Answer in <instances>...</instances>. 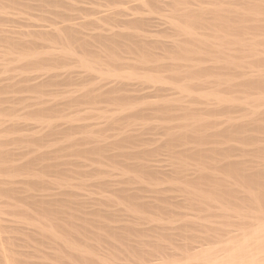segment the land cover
I'll return each mask as SVG.
<instances>
[{
	"label": "rangeland",
	"instance_id": "1",
	"mask_svg": "<svg viewBox=\"0 0 264 264\" xmlns=\"http://www.w3.org/2000/svg\"><path fill=\"white\" fill-rule=\"evenodd\" d=\"M263 17L261 16V18ZM259 23H257L259 29L246 30V33L250 32V35L245 37H254L251 34L256 35L255 31L257 34L261 33L262 36H258L260 39L255 37V41L260 44L258 48L264 52V21H261L263 26ZM162 41L163 43L164 41L168 42L158 40L160 43ZM181 41L188 43L187 40ZM121 52H118L120 55L118 58L123 63L126 61V64L129 61L126 66L129 68L131 66L136 73L137 68L141 70V68L150 67V70H156L155 67L158 66L156 64L161 65L162 63L165 66L169 62L157 50H154L155 56L152 55L157 60L150 56L148 57L150 59L146 58L143 62H140L133 53ZM210 55L207 57L203 54V59L200 58L201 56H196L198 57L196 60L200 58L199 64L202 62L203 66L200 67H204L205 70L196 72L197 74L192 77L186 76L187 74H184L182 70L175 71L169 67L160 69V72L161 70L163 72L159 73H164L160 76L170 84H156L157 88L160 87L158 90L154 84L144 79L133 80V84L129 82L132 86L137 82V85L134 86L136 90L132 86L131 88L138 91L136 93L130 89V92H127L130 96H134V101L128 102L126 105L123 103L117 105L115 102L108 103L104 97L97 99L95 104L85 105L87 103L84 102L82 105V102H74L76 97L85 93L88 87H85L86 90L82 87L46 89L42 92L44 95L34 93L42 94V97L36 95L33 97L32 93L29 96L31 101L27 96L30 93H25V100L24 96L22 97L24 93H19L21 96L15 95L17 103L15 101H12L15 104L10 101L1 103L0 124L4 125L0 126L2 135H0V150L2 149L1 153L5 154V158L0 156V182L4 184L8 182L6 186L12 187L15 193L12 196L0 195V217H4L3 220H7V218H10L9 220L11 218L12 220L21 219V222L24 220L28 224L31 223L30 225L34 222L32 219L36 217L37 222H39V218L42 223L49 226L45 230L48 234H40L41 236L36 233L33 235L32 232L27 234L25 231L15 233L12 229H9L10 232L8 229L4 230V235L5 233L6 236L11 235L9 237L15 240L12 242L15 246L12 245V247H14V251L16 249L15 252L19 256L16 254L15 257L21 264L22 262L23 264L181 263L188 256L198 252L199 249H209L214 255L225 256L233 247L232 244L223 245V242L243 241L258 226H264V185L262 184L264 177L261 176H264V172H262L264 171V130L258 129L264 127V99L258 103L233 102L231 104L233 109L229 112L220 108L225 103L219 102L214 96L200 97L197 94L212 90L222 97L225 95L227 97L230 94L228 98L264 97V89L243 87L244 83L254 79L253 77L256 76L254 73L257 74V70H261L260 65L264 67V64L259 65L255 62L258 58H263L264 54H261L262 57L258 55V58L256 56L245 58L248 61L245 60V62L252 66L250 65L251 67L248 66V68L244 63L243 69H239L244 74L239 70L236 71L234 67L224 70V64H221L220 60L217 61L218 54L213 53L211 57ZM213 55H217L218 58L212 57ZM93 56L90 59L92 58L96 64L102 61L101 64H98L100 66L104 61L106 63L109 60L108 55L104 52ZM130 57L131 60H127ZM135 57L138 60H135ZM201 59L206 61L204 64L207 66ZM108 62L106 65L110 67ZM105 63L102 67H106ZM214 63L218 64L214 65ZM219 64L223 68L218 67ZM211 65H214V70ZM209 66H211V70ZM263 67H261L262 70H264ZM208 69L209 71H207ZM139 70V73H143L142 70ZM228 70L232 72L229 74ZM195 77L197 78L195 79ZM188 78L194 79L195 82L189 83ZM181 84H191L192 86H189L191 92H181V95H178L173 90L174 93H167L171 91L169 88L173 85ZM148 87L152 90L156 89L158 92L153 90L156 91L153 93L152 90L149 91ZM139 88H142V94L139 92ZM144 88L148 89L150 93ZM18 99L19 101H17ZM69 100L72 101L71 104H69ZM137 113L138 115H136ZM4 115L9 117H3ZM199 118L206 120L208 124L205 131L209 135L203 142L189 139L183 141L184 138H180V140L177 139L178 142L174 140L172 143H168L172 138L171 133H179L184 124L192 123ZM234 121L247 125L244 135L250 136L251 141L250 139H248L249 141L243 140V142L242 139L228 140L216 135L217 130L233 124ZM23 124H27L26 127ZM214 133L215 136H213ZM126 134L136 137L133 136L135 139L129 142L123 141V136ZM199 151L203 154L193 155ZM136 153L140 155H136ZM31 162L33 164H30ZM28 163L31 167L26 165ZM140 163L144 168H149L151 172L147 171L146 173L142 169L133 168V165ZM151 165L160 169H152ZM229 165L232 167L230 170H228ZM45 166H51L50 170H45ZM245 168H247V172ZM239 170L241 173L248 174L254 170L255 173L261 170L258 171L259 174L261 173V177L258 176L261 179L257 180L260 182L254 184L246 182L238 172ZM249 171L251 172L249 173ZM205 173L220 178H217L219 179L217 184L222 185H218L216 199L192 200L186 191L195 189L207 193L211 189L208 188L212 184L209 185L204 180V183L200 184V181L199 184L197 183V177ZM261 180H263L262 183ZM257 184H262L263 187ZM208 185L209 187H207ZM189 188L191 189L189 190ZM258 193L262 194V197H257ZM18 195L21 197L18 198ZM27 195L33 197L43 195L45 202L48 201L54 205L52 207L55 213L52 211L48 215L36 209L33 211L34 207L29 208L32 199L28 198V202H25ZM40 196L38 197L42 198ZM17 205L27 209L29 211L27 214L31 215L30 218L26 214L27 216L22 215V220L21 214L17 211L19 207H15ZM49 207L51 208V206ZM2 224L4 225V223ZM49 228L52 230L48 231ZM53 235H57L58 239L56 237L55 239ZM16 237H18V242ZM33 237L36 238L34 241L41 239L43 247L40 246L39 240L34 244L33 239L35 238ZM22 240L28 241L27 243L34 247H28L29 244ZM259 240H262V243L255 248L264 257V237ZM25 245L28 248L26 250ZM84 257L91 259L92 262ZM238 257H243V253H239Z\"/></svg>",
	"mask_w": 264,
	"mask_h": 264
},
{
	"label": "bare ground",
	"instance_id": "2",
	"mask_svg": "<svg viewBox=\"0 0 264 264\" xmlns=\"http://www.w3.org/2000/svg\"><path fill=\"white\" fill-rule=\"evenodd\" d=\"M261 16H264V0H0V105L3 102L8 103L9 101L12 104H15L16 102L15 95L16 94L19 95V93H24V95L22 94V97L24 96L23 97L24 100L26 98L25 93L27 94L30 93V95H27L28 100H30L29 96H31L32 93L33 94L42 93L46 89H54V88H59V87L60 88L61 87L63 88L73 87L71 89H74L76 87H82V88L88 87L87 90L86 88L84 89L86 90V92L83 93L82 95L80 94L81 96L76 97V100L74 101V102L76 101L82 102V105L84 104V102L87 103L85 105H88V103H94L100 97L102 98L104 97L108 103L112 102L113 104V102H115L117 103V105L118 103H123L126 105L128 102L134 101L133 100L134 96L132 95L130 96L127 93V92H130L129 91L130 89L133 90V88H131L133 84L132 83L133 80L138 81L137 79H144L154 84L155 88H157L156 84H159V83L170 84V83H167V81L162 76H160L164 74V73L160 74L161 72H163L162 70L160 72V69H163V68L166 69L165 67H169L170 69L175 70V71L182 70L184 71L183 72L184 74H187L186 76L189 75L192 77V75L194 76L197 74L196 72H203L205 70L204 67L203 68L200 67L202 65L201 61H200L201 64H199L200 58L203 59L202 57L203 54L206 55L207 57L209 54L211 55L213 53L218 54L219 58L216 57L217 55L216 56L213 55L212 57H215L216 59L218 58L217 61L220 60L221 64L222 63L224 64V70H227V68L234 67L235 70L238 71L240 68L243 67L244 63L247 65V67L251 65L245 62V60L247 61V59L245 58H247L248 56L257 57L258 55L261 56V54H264V52L260 50L261 48H258L260 47L259 46L260 44H258L255 41V37H258L261 34L259 31L258 33L260 34H257V32L255 31L256 35L251 32L252 33L251 36H254L252 37L254 39H252L251 37L246 38L250 35V32L246 33L247 32L246 30L259 29L258 28L259 25L257 24L259 22H260L259 24L263 26L261 24V21L262 22L264 21V17L261 18ZM248 31H252V30H248ZM152 40H155V41H152ZM158 40H166L168 42L164 41L163 43L162 41V43H160L158 42ZM181 40H187L188 43H185V41L182 42ZM154 50L161 52L162 53L161 55H163V57H166V59L169 60V62H167L168 65L166 64L164 66L161 62H159L161 63V65L156 64L158 65L157 67H155L156 70L155 69L150 70V67L147 68L148 70L141 68L143 73H139L138 72L139 69L137 68L136 70L137 73H136L135 71H133V69L130 66L132 63L129 65L130 68L132 69L131 70L129 67H127L128 66L127 64L129 63V61L126 64V61L125 63H123L121 62V59L118 58V56H120L118 55V52L125 51V54L126 52H129L130 54L131 53L135 54L138 57L139 61L143 62L146 58L150 56L153 57L152 56L153 54L155 56L156 53H154ZM263 51H264V48H263ZM101 52H104L105 54L108 55L109 60H107V62L110 61L108 62L110 64V67L109 66L107 67L106 65L107 62L105 63V61L103 63H105L104 65H106V67L105 66L102 67L103 63L101 66L98 65V64H101L102 61L96 64L95 62L92 61V58L90 59L92 55L95 56V54H99ZM196 56H201V57L199 58V60H196L198 59V57ZM137 57H135L134 59L136 60ZM207 57H206V61L208 60ZM153 58L157 60V58L155 57ZM127 60H131V57L130 59L128 58ZM206 61H203V64L204 63L206 64ZM210 61L211 59L209 60V62ZM255 62L259 65L264 64V56L263 58H258V60H256ZM133 63H136V62H133ZM217 64L218 63L216 64L214 63V65H217ZM214 65H211V66L213 67ZM211 66H209V68ZM142 67L144 68V65ZM218 67L223 68V66L220 64ZM261 67H263V65L262 66L260 65L259 68L261 70H257V74L256 72L254 73L256 75L255 77H253L254 79L244 83L243 87L256 88V89L258 88L259 90L264 89V70H262ZM214 68L215 67H213V69L210 68V70L211 69L214 70ZM128 69L130 70L128 71ZM252 69H255V68H252ZM207 71H209V69ZM240 71L241 70H239V72ZM230 72L232 71L228 70L229 74ZM241 72L243 73V71ZM165 73H166V70H165ZM228 73L226 74L227 76H228ZM234 73L236 72L234 71ZM252 75H253V72H252ZM196 78L197 77H195V79ZM193 80L194 79L191 78V80L189 79L188 82L193 84L195 82ZM129 82H131L132 84H130ZM191 84H186V85L181 84L179 86L173 85L172 87L169 88V90L171 91L170 92L168 91L167 93H171L173 92V90L175 94H178V95H181V92L190 93L191 89L189 86ZM136 85H137V82H136ZM143 87H145L144 84H143ZM149 87H148L149 91L152 90ZM142 88H139L140 89L139 92L141 94L143 93V90H141ZM146 88H144V90H146ZM158 88L160 89V87ZM134 89L136 90L135 87ZM148 89L146 91H148ZM165 89H168V88H165ZM153 90H156V89H153ZM153 90H152L153 93L157 91V90L156 91H153ZM137 91L135 92L137 93ZM166 91H163V92H166ZM121 92H126V93L119 94ZM42 94L44 95V93ZM42 94L40 95L34 94L32 96L35 97L36 95V96L42 97L43 96ZM130 94H133V93H130ZM197 94L200 97L214 96L217 100H219V102L225 103V105L224 106L222 105L220 108L223 110L225 109L226 111L233 109V106H231L233 102L240 103V104L247 103V101L258 103L262 99H264V97H261V96L259 97L250 96V97H244V98H238V97L233 98L231 96L232 98H228L230 94L227 95V97L224 94L225 97L224 96L222 97L219 95V93L217 94V92H214L212 90L209 92H204V93L202 92V94L201 92L200 94L199 93ZM7 95H11V96H7ZM19 96H21V94ZM171 96H173V94ZM12 101H15V102H12ZM17 101H19V99ZM71 102L72 101H70L69 104H71ZM104 103L106 102L104 101ZM136 115H138V113ZM5 116L6 115H4L3 117ZM6 117L8 118L9 116H6ZM2 125L0 124L1 127ZM11 125L13 126V124ZM207 125L208 124L206 120L202 118H199L198 120H195L192 123L184 124L181 127L182 132L181 131L179 133L177 132V134H175V132L171 133L172 138L169 139L170 141H168V143L169 142L172 143L174 140L178 142L177 139L180 140V138L181 139L184 138L182 139L183 141L185 139L187 140L189 139V140L203 142V140H205L207 136L209 135V133L207 135L205 131L206 129L205 127ZM20 127L22 126L20 125ZM258 129L259 130L262 129L263 131L264 127H259ZM246 130H247L246 124L239 123V121L235 123L234 121L233 124H230L226 127H223L220 130H217L216 135L222 136L220 138L225 137V139H228V140L229 139H242V142H243V140L249 141L248 139H250L251 141L250 136L249 138L248 136L246 137L247 134L244 135ZM6 131L8 130L6 129ZM129 135L130 134L128 135L126 134L127 137L124 135L123 141L129 142L132 139H135L133 138V136L135 135L133 136L132 135L129 136ZM213 136H215V133ZM1 150H0V156L4 157L5 154L1 153ZM5 150H6V147H5ZM139 153L143 154L145 152H139ZM139 153H136V155L137 154L140 155ZM201 154L203 153L199 151L197 153L195 152L193 155L199 156ZM30 164H33V163L31 162ZM30 164L28 163L26 165L30 166ZM180 166H183V165H180ZM231 166L229 167L228 170L232 168ZM134 167L135 169L136 168L142 169V171H145L146 173L147 171L151 172L149 168L148 169L147 167L144 168L141 165V163L133 165V168ZM50 168L51 166L44 167L45 170H50ZM157 168L152 166V169H157ZM245 169L247 172V168ZM240 170L238 172L241 174V177L243 178V180L251 184L260 182V180L259 181L257 180L261 176L264 177L263 175H261V173L260 174L258 173L259 170L258 171L256 170L257 171L256 173H258L259 175L255 173V170L254 172L252 171L251 174L244 173V172L241 173ZM242 170H244V168H242ZM160 171L162 172L164 170H160ZM250 172L251 171H249V173ZM217 178L219 177H216V176L214 177L213 175L208 174V173L201 174L197 177L198 182L197 181H194V182H197L199 184V181H200V184H201V182L204 183L203 182L204 180L209 185L212 184L211 187H209V185L207 186L209 187L208 189L211 188L210 191H208L207 193L205 192L202 193L203 190L202 192H199L193 189L191 191H186V192H188L187 194H189L192 200L193 199L197 201L213 200L217 196L218 185H222V184H217L219 183V179H220V178L219 179ZM222 179L224 180V178ZM193 180L195 179L193 178ZM262 182L263 180H261V183ZM6 184H4L3 182L1 183L0 195L1 196L14 195L15 190L10 186H6ZM262 184L264 185V182ZM188 185L189 187H191L190 184ZM261 185H258V186H261ZM190 189L191 188H189V190ZM220 192L218 193V195L220 194ZM257 195H258L257 197L259 198L262 197V194L260 193H258ZM38 196H35L38 198L37 199L33 196L27 195V201L25 202H28L29 199H32L29 204L31 205V207L29 206V208L34 207L33 211L34 209H36L37 211L46 213L48 215H50L52 211L54 212L53 207H52L54 205H51V202H48V201L45 202L46 200L45 201L43 200L44 199L43 195L40 196L42 198H39ZM20 197L18 195V198ZM23 202H24V198H23ZM49 206H51L52 209ZM15 207L16 208L19 207L17 211H19V214H21V217L22 215L27 216L29 214V211L27 209L25 208L23 209L22 207L18 205ZM159 212H161V210ZM34 214L38 215L36 213ZM3 218L4 217L2 218L0 217V263L1 264H21L19 260H17V258L15 257L17 254L15 252L16 249L14 251L13 250L14 247H12V245L15 246V244H12V242L15 240L9 237L11 235L6 236V233L4 235V230L12 229V231L14 230L15 233L17 231H19V233L20 231H25L27 232V234L28 232L30 233L32 232L33 235H35L34 233L39 234V235L40 234L47 235L48 233L46 234L45 230H47L46 228H48L49 226L47 225L48 226L47 227L44 224V222L43 223L41 222L39 218H38L39 222H37L36 217L35 219L34 218L32 219L31 217V219L34 220V222H32L33 223L32 225H30L31 223L28 224L27 221H24L23 217H22L23 222L20 221L21 219L12 220L11 218V220H9L10 218L9 219L7 218V220H3ZM27 220L29 219L27 218ZM5 221H6V226H5ZM49 221H48V224L50 223ZM2 223H4V225ZM31 226H33V228H31ZM50 230H52V228L51 229L49 228L48 231ZM32 236H29V237H32ZM53 236L54 238L56 237L58 239L57 235H53ZM262 237H264V226L260 225L256 229H254L253 232L250 233L249 236L243 241H237V242H232V243L229 241L223 242L224 243L223 245L232 244V247H233L229 250L230 252H228L225 256H223L222 254L214 255L210 252L209 249H199L198 252H195L193 255L188 256L181 263L179 262V263H172V264H264V257L261 256L260 252H258V250H256L255 248V246L262 243V240H259V238H262ZM17 238L18 237H16V240ZM36 238H38V236H36ZM36 238L33 239V241L36 240ZM38 240L39 239H37V241ZM40 240H39V243L41 244L40 246L43 247L42 245L43 241L40 242ZM37 241H34L33 243L35 244ZM36 245H35V248H37ZM27 246L30 248L34 247L33 245H32L33 247H31L30 244ZM27 246L25 250L28 249ZM239 253H243V257L239 258L238 257ZM82 256H85V255H82ZM87 257H84V258H86V260H91V259H87Z\"/></svg>",
	"mask_w": 264,
	"mask_h": 264
}]
</instances>
